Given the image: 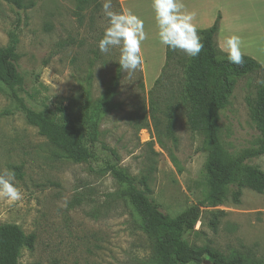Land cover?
Segmentation results:
<instances>
[{"label":"rangeland","instance_id":"1","mask_svg":"<svg viewBox=\"0 0 264 264\" xmlns=\"http://www.w3.org/2000/svg\"><path fill=\"white\" fill-rule=\"evenodd\" d=\"M79 1L21 0L19 9L0 0V48L8 45L9 34L18 29V68L25 79L20 96L38 111L45 106L63 109L75 102L90 75L96 100L119 77L113 98L117 109L103 119L101 141L118 154L119 165L132 177L146 180L149 198L176 217L198 205L204 195L207 154L202 137L189 128L182 105L184 61L191 57L180 50L173 52L156 89L155 97H160L162 105L154 119L149 93L153 85L146 86L142 67L129 75L120 69L118 48L108 54L98 48L107 26L105 0H87L78 17ZM225 2L223 37L239 36L241 50L256 53L264 61V0ZM112 5L119 12L116 0ZM153 27L149 24L145 29L144 48L153 51L147 57L155 64L147 70V85L158 73L162 55ZM261 78L258 73L239 78L229 106L221 112L220 138L232 154L254 147L259 140L248 100L256 99ZM175 107V139H171L166 129ZM105 163L103 155L97 162L63 158L27 124L0 83V175L13 171L23 194L17 202L0 196V226L18 225L36 239L32 250L22 251L19 264H154V243L141 229L134 210L117 197L120 185L104 171ZM248 164L264 172V156ZM202 212L196 231L187 236L191 247L209 246L227 257L243 255L264 263V193L246 188L238 202L229 195L223 205L202 208Z\"/></svg>","mask_w":264,"mask_h":264},{"label":"trees","instance_id":"2","mask_svg":"<svg viewBox=\"0 0 264 264\" xmlns=\"http://www.w3.org/2000/svg\"><path fill=\"white\" fill-rule=\"evenodd\" d=\"M6 1L19 9L23 7L21 0ZM116 2L119 12H122L120 3L118 0ZM86 4L87 0L79 1L78 17ZM219 27L220 17L210 29L198 31L204 47L198 56L184 61L182 105L186 110L189 128L203 139V150L207 156L204 164L203 199L198 205L187 208L176 217L164 213L161 206L149 198L146 180L132 177L119 165L118 154L101 141V123L109 113L117 109L113 98L120 86L119 77L113 79L105 93L96 100L93 97L90 75L81 86L77 99L68 108L51 109L45 106L38 111L29 107L20 96L24 91L25 79L18 68V29L9 34L8 45L0 48V83L18 104L27 124L36 128L38 134L69 161L97 162L101 155L104 156V171L110 173L120 185L117 197L134 210L141 229L154 243V264H264L243 255L227 257L209 246L191 247L187 241V236L196 231L201 221L202 208L219 207L229 195L238 202L246 188L258 194L264 193V172L248 164L250 160L264 156V85L259 84L254 101L248 100L251 121L259 133L257 144L232 154L220 138V115L229 106L237 80L257 73L264 80V68L256 60L245 56L240 65L230 63L227 54L216 44ZM173 52L167 48L165 67L149 92L154 119L162 105L160 97H155L156 89L166 76ZM176 107L168 115L166 136L171 139H175L173 115ZM171 108L169 106L168 110ZM170 159L179 167L173 153H170ZM35 240L34 235H26L18 225L0 226V264H19L22 251L32 250Z\"/></svg>","mask_w":264,"mask_h":264},{"label":"clouds","instance_id":"3","mask_svg":"<svg viewBox=\"0 0 264 264\" xmlns=\"http://www.w3.org/2000/svg\"><path fill=\"white\" fill-rule=\"evenodd\" d=\"M102 7L107 18V26L98 41V48L104 54L118 48L120 69L131 75L141 69L144 63L142 43L147 39L144 21L131 11H113L112 0H105ZM153 8L159 42L170 50H180L189 57L198 56L204 44L193 23L195 13L184 10L181 0H153ZM226 45L229 62L236 65L242 64L243 52L240 37L229 36ZM258 83L264 85V80ZM0 196L12 202L23 199L22 192L16 186L13 171L0 175Z\"/></svg>","mask_w":264,"mask_h":264},{"label":"crops","instance_id":"4","mask_svg":"<svg viewBox=\"0 0 264 264\" xmlns=\"http://www.w3.org/2000/svg\"><path fill=\"white\" fill-rule=\"evenodd\" d=\"M120 3V6L122 8L123 12L131 11L134 14L138 15L143 21H144V28L147 29L149 24H154V33L153 38H156L159 41L158 38V26L155 19V11L153 8V0H118ZM181 3L184 5V10L188 12H194L195 18L193 20V23L196 25L198 31L208 30L215 24L216 20L220 17V27L218 34L216 36V44L217 47L222 51L223 53L227 52V45L226 40L223 37V27H224V21H225V11L223 8H226V2L225 0H181ZM148 35V34H147ZM144 42L142 43V55L144 63L142 65V70L144 72V78H145V84L147 87L154 86L156 80L160 77L163 68L166 64V51L167 47L160 42L162 47L161 51V57H160V63L157 66L158 73H156V76L153 77V82L150 85L148 84V73L147 70H153L155 68V64H151L152 60L149 61L147 54L153 53V51H145L144 48ZM243 56L250 57L254 60H256L258 63H260L264 67V61L260 55H257L256 53H251L249 51H244ZM157 65V64H156Z\"/></svg>","mask_w":264,"mask_h":264},{"label":"water","instance_id":"5","mask_svg":"<svg viewBox=\"0 0 264 264\" xmlns=\"http://www.w3.org/2000/svg\"><path fill=\"white\" fill-rule=\"evenodd\" d=\"M205 264H207V262H205Z\"/></svg>","mask_w":264,"mask_h":264}]
</instances>
